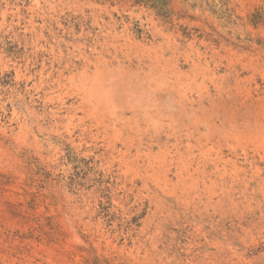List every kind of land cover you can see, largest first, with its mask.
Listing matches in <instances>:
<instances>
[{
    "label": "rangeland",
    "instance_id": "rangeland-1",
    "mask_svg": "<svg viewBox=\"0 0 264 264\" xmlns=\"http://www.w3.org/2000/svg\"><path fill=\"white\" fill-rule=\"evenodd\" d=\"M0 264H264V0H0Z\"/></svg>",
    "mask_w": 264,
    "mask_h": 264
},
{
    "label": "bare ground",
    "instance_id": "bare-ground-1",
    "mask_svg": "<svg viewBox=\"0 0 264 264\" xmlns=\"http://www.w3.org/2000/svg\"><path fill=\"white\" fill-rule=\"evenodd\" d=\"M30 16H31V15H30ZM33 23H34V22H33ZM117 43H119V42H117ZM115 44H116V43H115ZM120 45H121V44H120ZM106 47H107V46H106ZM120 48H121V47H120ZM139 48H140V47H139ZM144 48H145V46H144ZM135 49H136V48H135ZM141 49H142V48H141ZM136 50H137V49H136ZM115 51H116V50H115ZM127 51H128V50H127ZM137 51H138V50H137ZM140 51H141V50H140ZM144 52H145V51H144ZM152 52H153V51H152ZM156 52H157V51H156ZM123 53H125V52L123 51ZM125 54H126V53H125ZM137 54H138V53H137ZM143 54H144V53H143ZM121 55H122V54H121ZM126 55H127V54H126ZM132 55H133V54H132ZM147 55H148V54H147ZM112 56H115V55H112ZM153 56H154V55H153ZM160 56H161V55H160ZM119 57H120V56H119ZM149 57H150V56H149ZM162 57H163V56H162ZM85 58H86V57H85ZM103 58H104V57H103ZM128 58H129V57H128ZM135 58H137V57H135ZM140 58H141V56H140ZM150 58H151V57H150ZM159 58H160V57H159ZM169 58H170V57H169ZM169 58H168V59H169ZM172 58H173V57H172ZM120 59H121V58H120ZM141 59H142V58H141ZM148 59H149V58H148ZM151 59H152V58H151ZM161 59H162V58H161ZM107 60H108V59H107ZM128 60H129V59H128ZM156 60H157V59H156ZM108 61H109V60H108ZM110 61H111V60H110ZM118 61H119V60H118ZM123 61H124V60H123ZM137 61H138V60H137ZM105 62H106V61H105ZM126 62H127V61H126ZM140 62H141V61H140ZM149 62H150V61H149ZM163 62H164V61H163ZM146 64H147V63H146ZM86 65H87V64H86ZM94 65H95V64H94ZM97 65H98V64H97ZM97 65H96V66H97ZM164 65H165V64H164ZM96 68H97V67H96ZM162 68H163V67H162ZM165 68H166V66H165ZM167 68H168V67H167ZM160 69H161V67H160ZM172 69H173V68H172ZM176 69H177V68H176ZM118 70H119V69H118ZM153 70H154V69H153ZM163 70H165V69H163ZM97 71H98V70H97ZM101 71H104V70H101ZM127 71H128V70H127ZM157 71H159V70H157ZM168 71H169V70H168ZM150 72H151V71H150ZM150 72H149V73H150ZM166 72H167V71H166ZM176 72H177V71H176ZM96 73H98V72H96ZM163 73H165V72H163ZM88 74H89V73H88ZM111 74H112V73H111ZM139 74H140V73H139ZM172 74H173V72H172ZM175 74H176V73H175ZM103 75H104V74H103ZM161 75H162V73H161ZM170 75H171V74H170ZM126 76H127V74H126ZM154 76H155V75H154ZM167 76H168V75H167ZM112 78H113V77H112ZM112 78H111L110 80H112ZM148 78H149V77H148ZM164 78H165V76H164ZM166 78H167V77H166ZM59 79H60V78H59ZM89 79H91V78H89ZM108 79H109V78H108ZM116 79H117V78H116ZM126 79H127V78H126ZM151 79H152V78H151ZM94 80H95V79H94ZM110 80H108V81H110ZM129 80H130V79H129ZM152 80H153V79H152ZM168 80H169V78H168ZM92 81H93V80H92ZM143 81H144V80H143ZM124 82H126V81H124ZM154 82H155V81H154ZM158 82H159V81H158ZM96 83H97V82H96ZM98 83H99V82H98ZM109 83H110V82H109ZM120 83H122V82H120ZM131 83H132V82H131ZM155 83H156V82H155ZM62 84H63V83H62ZM101 84H102V83H101ZM106 84H107V83H106ZM111 84H112V83H111ZM146 84H147V83H146ZM148 84H149V83H148ZM152 84H153V83H151V85H152ZM96 85H97V84H96ZM96 85H95V86H96ZM112 85H114V84H112ZM117 86H118V85H117ZM136 86H137V85H136ZM143 86H144V85H143ZM153 86H154V85H153ZM141 87H142V86H141ZM107 88H109V86H107ZM107 88H105V89H107ZM115 88H116V87H115ZM139 88H140V87H139ZM150 88H152V87L150 86ZM101 89H102V88H101ZM154 89H155V88H154ZM216 89H217V88H216ZM108 90H109V89H108ZM136 90H137V89H136ZM136 90H133V91H136ZM142 90H143V89H142ZM139 91H140V90H139ZM143 91H145V90H143ZM152 91H153V90H152ZM105 92H108V91H105ZM105 92H104V93H105ZM109 92H110V91H109ZM140 92H141V91H140ZM88 93L90 94L89 91H88ZM138 93H139V92H138ZM146 93H147V92H146ZM110 94H111V92H110ZM114 94H115V93H114ZM133 94H134V92H133ZM140 94H141V93H140ZM142 94H143V93H142ZM148 94H150V93H147V96H149ZM158 94H159V93H158ZM99 95H100V94H99ZM150 95H151V94H150ZM104 96H105V94H104ZM107 96H109V95H107ZM136 96H137V95H136ZM171 96H172V95H171ZM98 97H99V96H98ZM137 98H139V96H138ZM149 98H150V97H149ZM146 99H148V98H146ZM100 100H101V99H100ZM100 100H99V101H100ZM102 100H103V99H102ZM110 100H111V99H110ZM153 100H154V98H153ZM95 101H97V100H95ZM104 101H105V100H104ZM107 102H108V101H107ZM146 102H149V101H146ZM151 102H152V101H151ZM151 102H150V103H151ZM81 103H82V102H81ZM87 103H88V102H87ZM104 103H105V102H104ZM125 103H126V102H125ZM101 104H103V103H101ZM101 104H100V105H101ZM107 104H108V103H107ZM138 104H139V103H138ZM138 104H137V105H138ZM153 104H154V103H153ZM98 105H99V104H98ZM105 105H106V104H105ZM108 105H109V104H108ZM125 105H126V104H125ZM113 106H114V105H113ZM149 106H151V104H150ZM153 106H154V105H153ZM137 107H138V106H137ZM105 108H106V107H105ZM117 108H118V107H117ZM119 108H120V107H119ZM119 108H118V109H119ZM133 108H134V107H133ZM155 108L158 109V111H160L159 108L154 107V109H155ZM134 109H135V108H134ZM152 109H153V108H152ZM156 109H155V110H156ZM102 110H103V109H102ZM98 111H99V109H98ZM114 111H115V110H114ZM144 111H145V110H144ZM147 111H148V110H147ZM152 111H153V110H152ZM80 112H81V111H80ZM120 112H121V111H120ZM170 112H171V111H170ZM110 113H112V112H110ZM113 113H114V112H113ZM118 113H119V112H118ZM152 113H153V112H152ZM100 114H101V113H100ZM123 114H124V113H122V115L120 114V115H121V118H122ZM149 114H150V113H149ZM149 114H148V115H149ZM153 114H154V113H153ZM171 114H172V113H171ZM97 115H98V114H97ZM120 115H119V116H120ZM98 116H99V115H98ZM103 116H104V115H103ZM103 116H102V117H103ZM116 116H117V113H116V115H114V117H116ZM83 117H84V116H83ZM100 117H101V116H100ZM152 117H153V116H152ZM103 118H104V117H103ZM107 119H108V118H107ZM130 120H131V119H130ZM93 122H94V121H93ZM101 122H103V121H101ZM155 122H156V121H155ZM133 123H134V122H133ZM153 123H154V122H153ZM101 124H102V123H101ZM105 124H106V123H105ZM105 124H103V125H105ZM136 138H137V137H136ZM159 143H160V142H159ZM147 144H148V143H147ZM158 146H159V145H158ZM187 146H188V145H187ZM139 151H140V150H139ZM114 152H115V151H114ZM135 153H136V152H135ZM168 153H169V152H168ZM137 154H138V153H137ZM148 154H149V153H148ZM150 154H151V153H150ZM147 156H148V155H147ZM147 156H146V157H147ZM140 157H141V156H140ZM159 157H160V156H159ZM147 158H148V157H147ZM162 158L164 159L165 157L162 156ZM162 158H161V159H162ZM145 159H146V158H145ZM152 159H153V155H152ZM161 159H160V161H161ZM148 160H149V159H148ZM165 160H166V159H165ZM135 161H136V160H135ZM144 161H145V160H144ZM144 161H143V162H144ZM149 161H152V160H149ZM156 161H158V159H157ZM163 161H164V160H163ZM166 162H167V160H166ZM166 162H165V163H166ZM149 163H150V162H149ZM151 163H153V162H151ZM148 166H149V165H148ZM150 167H151V166H150ZM164 167H165V166H164ZM153 171H154V170H153ZM164 172H165V171H164ZM163 175H165V174H163ZM161 176H162V175H161ZM161 176H160V177H161ZM163 179H164V178H163Z\"/></svg>",
    "mask_w": 264,
    "mask_h": 264
}]
</instances>
